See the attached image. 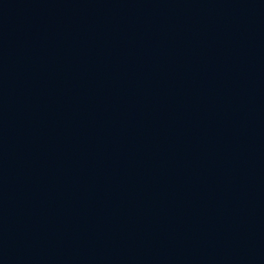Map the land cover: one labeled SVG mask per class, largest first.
I'll list each match as a JSON object with an SVG mask.
<instances>
[{
    "label": "water",
    "instance_id": "95a60500",
    "mask_svg": "<svg viewBox=\"0 0 264 264\" xmlns=\"http://www.w3.org/2000/svg\"><path fill=\"white\" fill-rule=\"evenodd\" d=\"M0 264H264V0H0Z\"/></svg>",
    "mask_w": 264,
    "mask_h": 264
}]
</instances>
